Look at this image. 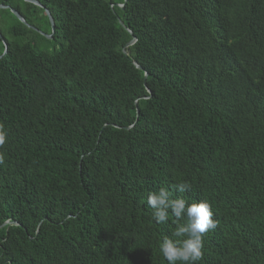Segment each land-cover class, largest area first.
I'll return each instance as SVG.
<instances>
[{
  "label": "trees",
  "instance_id": "obj_1",
  "mask_svg": "<svg viewBox=\"0 0 264 264\" xmlns=\"http://www.w3.org/2000/svg\"><path fill=\"white\" fill-rule=\"evenodd\" d=\"M37 1L0 0V264H167L181 180L198 264H264V0Z\"/></svg>",
  "mask_w": 264,
  "mask_h": 264
},
{
  "label": "clouds",
  "instance_id": "obj_2",
  "mask_svg": "<svg viewBox=\"0 0 264 264\" xmlns=\"http://www.w3.org/2000/svg\"><path fill=\"white\" fill-rule=\"evenodd\" d=\"M8 139L9 133L0 122V148ZM3 162L4 156L0 154V164ZM191 188L189 181L181 180L171 186H161L147 196L153 221L157 225H166L171 220L175 225L171 237L164 236L158 241L159 252L167 264H198L204 255L206 235L218 226L212 205L207 200L190 203V198L173 195L174 191L186 194Z\"/></svg>",
  "mask_w": 264,
  "mask_h": 264
},
{
  "label": "water",
  "instance_id": "obj_3",
  "mask_svg": "<svg viewBox=\"0 0 264 264\" xmlns=\"http://www.w3.org/2000/svg\"><path fill=\"white\" fill-rule=\"evenodd\" d=\"M25 1H28V2H32V3H34V4H36V5H38V6H42L41 4H40V2L39 1H37V0H25ZM120 7H123V4H118ZM4 7H6V8H9L10 9V11L21 21V22H23L24 24H26L25 23V21H24V19H23V17L19 14V12L18 11H16L14 8H12V7H10L9 5H1L0 4V8H4ZM44 11H45V13H46V15H47V17H48V19H49V21H50V24H51V33L53 32V29H54V23H53V19H52V17H51V15H50V13H49V11L46 9V8H44ZM47 37H51V34L50 35H46ZM0 38L2 39V37H1V34H0ZM136 40V38L135 37H133L130 41H128L127 43H126V45H130V44H132L134 41ZM2 42H3V44H4V51H3V53H2V55L5 53V51H6V44H5V41H4V39H2ZM122 51L125 53V49L123 48L122 49ZM1 56V55H0ZM135 66L138 68V69H142V67L140 66V65H138L137 63H135ZM146 72H144V77L146 76ZM5 223H8L9 225H12V224H17V222H14V221H9V222H5Z\"/></svg>",
  "mask_w": 264,
  "mask_h": 264
},
{
  "label": "rangeland",
  "instance_id": "obj_4",
  "mask_svg": "<svg viewBox=\"0 0 264 264\" xmlns=\"http://www.w3.org/2000/svg\"><path fill=\"white\" fill-rule=\"evenodd\" d=\"M45 48V47H44ZM48 48L50 49V47L48 46Z\"/></svg>",
  "mask_w": 264,
  "mask_h": 264
}]
</instances>
